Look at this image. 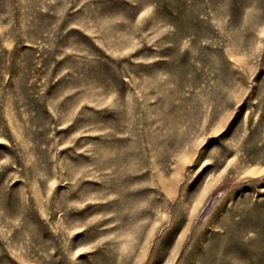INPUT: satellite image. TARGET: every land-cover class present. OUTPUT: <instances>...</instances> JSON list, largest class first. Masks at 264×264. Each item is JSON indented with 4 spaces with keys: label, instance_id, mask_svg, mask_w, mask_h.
<instances>
[{
    "label": "rangeland",
    "instance_id": "rangeland-1",
    "mask_svg": "<svg viewBox=\"0 0 264 264\" xmlns=\"http://www.w3.org/2000/svg\"><path fill=\"white\" fill-rule=\"evenodd\" d=\"M0 264H264V0H0Z\"/></svg>",
    "mask_w": 264,
    "mask_h": 264
}]
</instances>
